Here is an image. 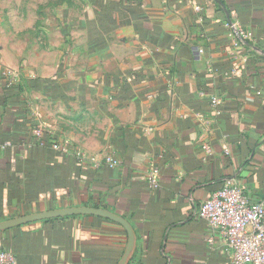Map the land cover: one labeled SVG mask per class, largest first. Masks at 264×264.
<instances>
[{
    "label": "crops",
    "instance_id": "0c3cea01",
    "mask_svg": "<svg viewBox=\"0 0 264 264\" xmlns=\"http://www.w3.org/2000/svg\"><path fill=\"white\" fill-rule=\"evenodd\" d=\"M218 1L227 16L215 0H0V222L102 208L132 225L130 264H230L197 208L227 181L264 203V0ZM125 245L93 216L0 232L14 264H117Z\"/></svg>",
    "mask_w": 264,
    "mask_h": 264
},
{
    "label": "built area",
    "instance_id": "2783aa9c",
    "mask_svg": "<svg viewBox=\"0 0 264 264\" xmlns=\"http://www.w3.org/2000/svg\"><path fill=\"white\" fill-rule=\"evenodd\" d=\"M239 35H243L238 30ZM217 97L211 98L215 106ZM55 150L66 152L63 147L54 144ZM208 150L207 146H203ZM104 163L113 168L119 164L112 155L104 158ZM159 170L150 169L148 187L157 189ZM199 218L207 223L211 232L217 236L229 253L230 264H264V203H253L236 183L227 181L213 192L197 208ZM208 244L212 238L207 239ZM14 256L0 250V264H14Z\"/></svg>",
    "mask_w": 264,
    "mask_h": 264
},
{
    "label": "water",
    "instance_id": "95a60500",
    "mask_svg": "<svg viewBox=\"0 0 264 264\" xmlns=\"http://www.w3.org/2000/svg\"><path fill=\"white\" fill-rule=\"evenodd\" d=\"M222 8L223 12L227 16V12L225 8L220 4L218 0H215ZM74 216H93L102 218L108 221H111L117 225H119L126 234V245L124 251L118 260L117 264H130L134 258L137 249V235L132 227V225L121 215L110 212L106 209L88 207V206H77V207H69L56 209L46 212H40L35 214H30L27 216H21L17 218L8 219L0 222V232H4L6 230L19 227L22 225H26L33 222L50 220V219H59L66 217H74ZM168 261L170 259L165 256Z\"/></svg>",
    "mask_w": 264,
    "mask_h": 264
}]
</instances>
